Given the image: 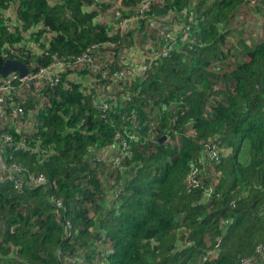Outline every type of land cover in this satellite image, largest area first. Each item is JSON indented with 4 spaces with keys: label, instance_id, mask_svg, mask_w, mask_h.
<instances>
[{
    "label": "trees",
    "instance_id": "obj_1",
    "mask_svg": "<svg viewBox=\"0 0 264 264\" xmlns=\"http://www.w3.org/2000/svg\"><path fill=\"white\" fill-rule=\"evenodd\" d=\"M138 3L0 0V54L46 69L13 80L0 116L20 168L0 169V264H264V36L246 28L264 0H160L121 27ZM28 174L46 181L18 189Z\"/></svg>",
    "mask_w": 264,
    "mask_h": 264
},
{
    "label": "built area",
    "instance_id": "obj_2",
    "mask_svg": "<svg viewBox=\"0 0 264 264\" xmlns=\"http://www.w3.org/2000/svg\"><path fill=\"white\" fill-rule=\"evenodd\" d=\"M95 1H104L106 3H109L108 10H106V13H105V15H107L108 12L115 11L118 6L120 7L122 0H95ZM158 1H160V0H139V3L135 8V12L132 15L122 16L120 18V20H119L120 26L123 27L128 21H133L137 17H139V18L140 17H147L148 9L154 3H157ZM6 22L13 25V23L15 22V17L11 14L8 17ZM148 24L152 27L156 26V23L153 20H150L148 22ZM155 28H157V27H155ZM162 41H164V43L166 41L165 48L163 45H162V47L156 46V51L153 52L155 55L159 54L158 53L159 51L161 54H164L168 49L172 48V46H173L172 44L175 43V41H176V38L173 35V31L169 30V31L164 32V35H162ZM96 45L97 44H92L85 51L74 56L73 58H70L69 60H55V61H53L52 64H60V65L62 64V66H64V65L73 66V65H76L77 62H80V61H89V60H91L92 50L96 47ZM154 47H155V43L149 41L148 45L142 46L141 49L146 50L149 53V51H151ZM148 66H149V61H147V62L143 61L142 65H141V69L144 70ZM107 74L108 73L106 70L101 71L102 77H106ZM123 74H124L123 70H114L113 71L114 76H120ZM45 75H46V69H44V68H40L39 71L36 73L27 72V74L25 76H20L17 71L10 72L6 76H3L0 74V116L2 115V111H3L2 109H3V104L5 102V99L11 93L10 91L12 89H15V87L13 85V80L18 79L20 84H24L25 82L32 83L36 76H45ZM58 76H59V74L56 73L54 75V77L50 78V80L52 82H54L58 79ZM101 107H102V109H106L107 108V102L106 101L101 102ZM22 111H23L22 106H20V105L14 106V108H13L14 114L21 113ZM116 136H120V133L118 132L116 134ZM3 138L7 142L12 143V137L9 133H4ZM127 146H128L127 140H123L121 142V146H120L121 149L119 150L120 155H115L114 157H112L111 159L113 160V162L119 163L120 159H118V158L121 156V154L123 152L122 149L127 147ZM2 151H3V149L0 146V169L2 171H6L8 173L9 177H11L13 175L14 171L20 172V168L16 164H14L12 162H7L3 158ZM206 155L212 160L213 159H219L220 155H219V152L217 151L215 143H211L210 145L207 146ZM15 181H16V187H18V189H21L22 185L25 182H26L25 183L26 185H28V184H41V183H44L46 180H45V177L43 174H38V175L28 174L26 176L25 181H22V179H19V180L17 179ZM189 181L190 182L197 181V179L195 177V173L192 174ZM49 199L57 208H59L62 205V200L59 197H56L54 195H50ZM263 217H264V209H263ZM67 225L69 226L68 222H67ZM219 241H220V238H218L217 242H219ZM263 249H264V244H262V243H260L256 246V252L257 253L262 252ZM254 261H255L254 257H248V258L242 259L240 264H254ZM75 262H77V264H82V258H80L78 256L68 255V254L64 258L65 264H72Z\"/></svg>",
    "mask_w": 264,
    "mask_h": 264
},
{
    "label": "water",
    "instance_id": "obj_3",
    "mask_svg": "<svg viewBox=\"0 0 264 264\" xmlns=\"http://www.w3.org/2000/svg\"><path fill=\"white\" fill-rule=\"evenodd\" d=\"M13 71H17L20 76H25L28 72L26 63L18 58H4V56L0 54V74L6 76ZM162 138H164V136Z\"/></svg>",
    "mask_w": 264,
    "mask_h": 264
},
{
    "label": "rangeland",
    "instance_id": "obj_4",
    "mask_svg": "<svg viewBox=\"0 0 264 264\" xmlns=\"http://www.w3.org/2000/svg\"><path fill=\"white\" fill-rule=\"evenodd\" d=\"M246 6H248V7H251V6H249V5H246ZM111 14H113V12L112 11H110V12H108V15L109 16H111ZM177 23L178 24H176V26H174V25H172V22H171V24L170 25H168L172 30H177L178 29V27H179V22L177 21ZM239 24V26H240V24L241 23H238ZM252 27H253V29H254V33H255V35H253V37H255V38H262L263 36H264V27H263V24H262V21L260 20V19H258V22H256V20H254V21H249V22H247V26H246V28L247 29H249V34L251 35L252 34V32H253V29H252ZM249 35V36H250ZM247 38H249L247 35H245ZM230 38H228V40H229ZM251 39H252V37H251ZM253 41V40H252Z\"/></svg>",
    "mask_w": 264,
    "mask_h": 264
},
{
    "label": "crops",
    "instance_id": "obj_5",
    "mask_svg": "<svg viewBox=\"0 0 264 264\" xmlns=\"http://www.w3.org/2000/svg\"><path fill=\"white\" fill-rule=\"evenodd\" d=\"M104 16H106V15L104 14Z\"/></svg>",
    "mask_w": 264,
    "mask_h": 264
}]
</instances>
